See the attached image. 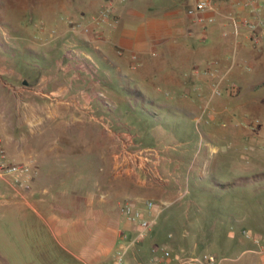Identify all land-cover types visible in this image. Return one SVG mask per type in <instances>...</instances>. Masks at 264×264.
I'll use <instances>...</instances> for the list:
<instances>
[{
	"label": "crops",
	"instance_id": "crops-1",
	"mask_svg": "<svg viewBox=\"0 0 264 264\" xmlns=\"http://www.w3.org/2000/svg\"><path fill=\"white\" fill-rule=\"evenodd\" d=\"M195 1L36 0L33 12L31 2L21 3L24 11L20 13L19 27L12 26L9 38L25 39L35 48L19 52L5 49L3 57H21L18 64L12 61L13 66L5 69L11 77L22 75L24 70L38 74L34 85L22 81L21 85L11 82L8 86L11 94L22 97L32 91L37 93L33 100L21 98L28 112H19L21 120L35 122L37 146L30 191L24 195L15 192L8 179L0 175V206H4L0 216L7 218V233L18 229L23 255L21 260H0V264H118L115 249L133 231L119 208L124 196L132 195L140 205L145 198L165 203L162 207L171 203L162 200L161 190L166 185H180L175 173L184 162L181 156L159 155L155 149L148 157L153 158L150 163L156 167L167 163L166 172L175 161L171 171L175 183H170L168 177L163 183L148 178L145 169H152V164L141 169V161L135 174L121 176L119 172L123 165L125 120L104 102L119 103L120 89L125 90L128 100L142 98L157 104L161 89L175 94L180 90L181 96L188 99L183 104L194 106L192 110L185 108V113L193 116L197 95L201 96L202 88L217 75L222 76L225 86L235 84L249 89L264 85V26L254 41L248 30L235 27L232 20V15L254 17L253 5H264V0H254L249 7L236 0H214L213 7L205 11L204 25L187 11ZM104 6L112 8L116 22H103L97 17ZM72 20L89 30L73 28ZM38 21H45L48 28L55 25L62 38L78 40L96 60L107 91L104 98L96 96L93 90L98 86L83 72L77 73L72 60L64 57L65 52L59 55L54 43L47 46L40 42L43 30L34 26ZM204 64L215 70L211 78L201 68ZM230 102L231 97L224 96L217 98L215 104ZM173 103L177 104L174 98L163 104ZM91 106L99 114H93ZM104 112L110 114L106 116ZM231 132L237 134L235 128ZM147 147L137 145L145 152L156 148ZM8 154L16 159L25 156L24 152L10 150ZM185 215L188 216L187 210ZM121 224L126 229H121ZM151 248L145 240L136 243L120 264H152L145 258H149ZM243 250L253 254L246 260L223 257L219 264H264V247L259 242L250 238ZM61 255L65 258L60 259Z\"/></svg>",
	"mask_w": 264,
	"mask_h": 264
},
{
	"label": "rangeland",
	"instance_id": "rangeland-1",
	"mask_svg": "<svg viewBox=\"0 0 264 264\" xmlns=\"http://www.w3.org/2000/svg\"><path fill=\"white\" fill-rule=\"evenodd\" d=\"M24 2L33 4L29 5L31 12L37 8L36 0H0V66L3 67L0 68V134L7 152H24L23 158L26 159L35 156L37 126L34 121L21 120L19 112H28L27 105L22 101L33 100L37 93L32 91L22 97L18 93L11 94L8 86L11 82L21 85L24 79L27 84L34 85L38 81V74L24 70L22 75L11 77L5 69L13 66L12 61L18 64L21 57H3L5 49L19 52L21 49L35 48L32 42L25 39L11 41L9 38L12 26L19 27L20 13L24 11L20 6ZM11 4L13 7H10ZM70 23L73 28L89 30L76 20ZM34 26L38 31L43 30L40 42L47 46L54 43L53 47L59 55L65 52L64 57L72 60L77 73L83 72L98 86L93 90L96 96L104 98L99 94L101 91L103 95L107 92L102 84L101 66L83 50L80 42L72 37L58 36L59 29L55 25L48 28L45 21H38ZM207 67L206 64L201 66L211 78ZM257 85L244 89L221 83V92L217 93L208 82L199 92L201 96L197 95V110L193 116L185 113V108L192 110L194 106L183 104L188 99L181 96L180 90L175 94L169 89H161L158 97L160 104L142 98L128 100L122 89H118L120 99L116 105L105 100L104 104L108 103L106 107L115 109L117 116L125 120L121 176L135 174L141 165L140 160L144 162L141 169H145L147 164L149 167L153 160L148 158L149 153L154 154L155 149L159 155H179L184 161L175 173L179 175L180 185H166L161 190L162 200H170L171 203L162 207L146 236L137 242L145 240L153 247L149 258L147 255L145 258L160 257L168 250L181 254L213 252L224 257V260H246L253 253L243 249L254 235L264 247V85ZM112 91L114 96L115 90ZM224 96L231 97L232 102L215 104L217 98ZM173 98L177 104H163ZM90 110L93 114H99L95 106H91ZM108 113L103 114L107 116ZM233 128L237 134L231 132ZM131 132L137 133V136ZM245 135L249 137L244 138ZM137 145L156 148L144 150L146 159L140 157L133 160L128 157L127 151L135 150ZM174 163L167 172V163L158 164L156 161L157 167L150 163L153 168L145 169L146 175L156 182L163 183L164 178L168 177L170 183H175V176L171 173ZM191 164L193 170L189 173ZM125 198L135 199L130 194H126ZM191 199H195V202ZM3 208L0 206V211ZM186 210L188 216L185 215ZM7 223L6 216H0V260H21L19 231L14 229L7 233ZM242 228L249 234L243 233ZM121 229L126 227L121 224ZM61 258L65 257L61 255Z\"/></svg>",
	"mask_w": 264,
	"mask_h": 264
},
{
	"label": "built area",
	"instance_id": "built-area-1",
	"mask_svg": "<svg viewBox=\"0 0 264 264\" xmlns=\"http://www.w3.org/2000/svg\"><path fill=\"white\" fill-rule=\"evenodd\" d=\"M243 6H252L254 0H236ZM214 0H196L193 5L188 8V13L192 18L204 25L207 16L205 11L212 8ZM254 6L256 15L254 17L235 18L232 15V20L235 27H243L252 34V39L257 41L259 39V30L264 26V5L257 3ZM98 18L101 21L116 22L117 18L113 15L112 8L110 6H104L99 10ZM88 30V28H85ZM211 74H215L214 69H210ZM222 76L213 77L211 83L212 89L220 93L221 92ZM235 85V84H231ZM103 96L102 91L99 93ZM128 150V149H127ZM128 157L133 160L143 157L146 159V154L142 148H135V150H128ZM141 161V160H140ZM35 170V164L33 158L15 159L11 158L7 152L6 146L3 142V138L0 134V175L7 178L15 192L20 194H26L32 188V179ZM139 200L125 198L120 203V211L124 218L132 224V234L127 235L125 240L122 241L115 249L114 259L120 264L129 250V248L135 245L139 240L144 238L150 230L154 219L158 211L162 208V204H157L150 198H145L142 201V205L138 203ZM243 233H248L245 228H242ZM249 234V233H248ZM251 236V235H250ZM255 241L259 242L257 236H251ZM222 256H218L213 252H205L201 254H181L171 253L168 250L164 251V254L160 257H150L152 264H219Z\"/></svg>",
	"mask_w": 264,
	"mask_h": 264
},
{
	"label": "water",
	"instance_id": "water-1",
	"mask_svg": "<svg viewBox=\"0 0 264 264\" xmlns=\"http://www.w3.org/2000/svg\"><path fill=\"white\" fill-rule=\"evenodd\" d=\"M24 83H26L27 81L26 80H23Z\"/></svg>",
	"mask_w": 264,
	"mask_h": 264
}]
</instances>
